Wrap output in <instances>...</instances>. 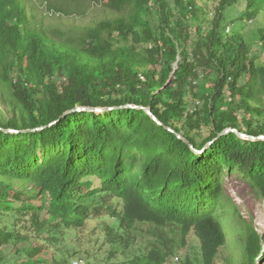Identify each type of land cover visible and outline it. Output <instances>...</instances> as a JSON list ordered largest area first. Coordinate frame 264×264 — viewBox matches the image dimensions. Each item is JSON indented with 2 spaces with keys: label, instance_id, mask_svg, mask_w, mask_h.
<instances>
[{
  "label": "trees",
  "instance_id": "trees-1",
  "mask_svg": "<svg viewBox=\"0 0 264 264\" xmlns=\"http://www.w3.org/2000/svg\"><path fill=\"white\" fill-rule=\"evenodd\" d=\"M102 4L113 16L65 31L42 23L35 0H0V128L17 132L0 130V249H14L0 264H44L39 255L58 231L102 217L127 238L138 224L192 232L202 264H215L226 243L215 217L223 176L238 173L264 199V140L219 136L231 128L264 136V108L252 105L263 103L264 64L239 33L224 37L222 13L238 7L239 21H253L264 0H219L206 31L193 0ZM76 107L111 110L66 114ZM8 181L32 191L25 196ZM232 217L245 233L235 264L264 263V232ZM106 232L114 243V230ZM168 257L154 248L127 264Z\"/></svg>",
  "mask_w": 264,
  "mask_h": 264
},
{
  "label": "rangeland",
  "instance_id": "rangeland-1",
  "mask_svg": "<svg viewBox=\"0 0 264 264\" xmlns=\"http://www.w3.org/2000/svg\"><path fill=\"white\" fill-rule=\"evenodd\" d=\"M103 1L79 0V3H76L71 0H35V4L38 6L37 17L42 18V23L46 27L77 31L113 16L103 7ZM193 3L194 8L198 10V18L205 19L202 22V28L204 31L209 30L219 0H193ZM48 6H52L53 9L58 8L61 12L54 14L52 12L54 10L47 11ZM65 12L69 15H65ZM240 14L241 9L238 7L227 8L222 13L220 27L225 32L224 37L231 35L233 31L239 33L243 42L248 45L250 55H257L259 62L264 64V50L261 48L258 33L260 29L264 30V11L249 22L239 21ZM198 76L201 80L212 79L210 71L199 70ZM252 105L264 108V99L261 105L255 103ZM188 107L195 109L192 104ZM2 108L0 105V111ZM239 115L244 116V119L250 118L249 115H243V111H239ZM251 120L253 124L263 121L257 116H252ZM207 135L208 130H202L201 138ZM222 182L225 195L224 207L217 210L215 217L224 230L226 243L218 254L215 264H227L229 256L232 259L231 263L235 264L242 254L245 233L243 226L238 223V218L232 217L233 212L236 211L245 222L262 234L264 232V199L236 172L226 173ZM8 183L15 189L23 191L25 196L32 191V186L26 182L8 181ZM106 227L114 230L116 237L111 238L115 241L114 243L106 242ZM56 235L58 239L49 241L45 251L39 255L45 260L44 264H56L54 260L62 264H127L130 259L142 257L154 248L169 254L164 264H202L199 241L194 233L191 232L183 238L175 225L157 228L149 224H138L127 238L126 233L119 230L116 220L102 217L96 220L89 219L81 230L63 229ZM13 250L11 246L1 248L0 257L10 259Z\"/></svg>",
  "mask_w": 264,
  "mask_h": 264
},
{
  "label": "water",
  "instance_id": "water-1",
  "mask_svg": "<svg viewBox=\"0 0 264 264\" xmlns=\"http://www.w3.org/2000/svg\"><path fill=\"white\" fill-rule=\"evenodd\" d=\"M171 77L169 78V80L167 81L166 85L162 87L161 90H163L168 84L171 83ZM125 107L128 108H133L131 105H127ZM120 108H124V107H120ZM136 108V107H134ZM144 109V108H143ZM111 108H107V109H100V108H87V107H76L74 109H71L70 111H68L66 114H70V113H74V112H92V113H103L106 111H110ZM145 112L147 113V115H149V117L157 124V125H161V123L154 117V115L151 113V111L148 108L144 109ZM50 126V125H49ZM167 130H170L171 132H173L171 129L166 128ZM1 131H4L5 133H17L16 131L13 130H3L0 128ZM40 130V129H38ZM34 131V130H33ZM228 133H234L237 137L243 139V140H250V141H255V140H264V136H260V137H253V136H249V135H245L243 133L238 132L236 129H227L225 130L223 133H221L219 136L222 135H226ZM179 138H181L180 136H178ZM186 144H188L187 141H184ZM191 147V146H190Z\"/></svg>",
  "mask_w": 264,
  "mask_h": 264
},
{
  "label": "built area",
  "instance_id": "built-area-1",
  "mask_svg": "<svg viewBox=\"0 0 264 264\" xmlns=\"http://www.w3.org/2000/svg\"><path fill=\"white\" fill-rule=\"evenodd\" d=\"M76 264H79V263H76Z\"/></svg>",
  "mask_w": 264,
  "mask_h": 264
}]
</instances>
